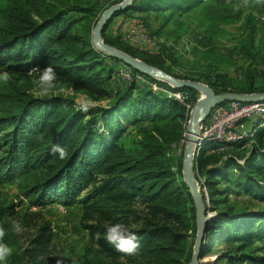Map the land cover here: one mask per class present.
<instances>
[{
  "label": "trees",
  "instance_id": "obj_1",
  "mask_svg": "<svg viewBox=\"0 0 264 264\" xmlns=\"http://www.w3.org/2000/svg\"><path fill=\"white\" fill-rule=\"evenodd\" d=\"M215 1L134 0L128 9L114 13L102 38L175 77L204 82L217 94L264 91V71L257 78L252 65L258 27L250 9L235 7L241 18L237 48L250 61L241 80L218 69L213 75L179 74L178 60L165 41L150 52L105 33L115 16L130 11L146 14L139 19L155 38L164 23L154 27L149 12L164 22L174 12L192 13L206 31L220 28L233 21V5ZM102 10V0L0 2V186L15 185L30 207L81 204L89 241L75 264H188L196 234L195 208L182 178L183 150L176 156L173 148L185 140V125L199 92L144 75L185 94L187 108L136 81L114 88L115 65L123 64L95 49L91 40ZM209 52L206 58L221 56ZM39 83L60 92L34 96L30 90ZM76 94L95 105L76 103ZM103 99L109 102L103 105ZM261 122L252 125L251 137L227 143L223 152L207 154L218 143H205L196 158L195 177L212 213L201 264H264V208L250 211L229 196L235 186L237 195L264 203ZM15 207L0 202V264H69L50 255L53 229L48 221L21 247L10 222ZM120 230L124 232L117 234Z\"/></svg>",
  "mask_w": 264,
  "mask_h": 264
},
{
  "label": "rangeland",
  "instance_id": "obj_2",
  "mask_svg": "<svg viewBox=\"0 0 264 264\" xmlns=\"http://www.w3.org/2000/svg\"><path fill=\"white\" fill-rule=\"evenodd\" d=\"M2 1L4 0H0V2ZM120 1L122 0H102L103 10L113 3ZM227 1L228 3L231 1L233 5V21L228 24H221L220 28H213L212 30L206 31V26H201L192 13L179 14V12H174L172 17L164 22V19L153 18L154 13L149 12L152 15L151 21L154 27H158L160 24L164 23L161 28L162 30L160 31V36L155 38L150 36L149 31L139 19L141 15L143 16L146 14L137 11H130L125 15L115 16L109 23L105 33L107 36L118 38L122 44L148 50L150 52H156L159 49V43L165 41L167 45L172 47L171 52L178 60L175 69L179 74H181V72L189 71L190 73L203 72V74L213 75L214 71L218 69L233 80H241L244 76L245 68L250 61L246 59L237 48L239 37L241 35V30L239 28L241 26V18L239 13L236 12L235 7H244L247 11L250 9L253 12L258 27L256 35L257 51L255 58L252 61L253 67L257 70L256 75L258 78L264 71V0ZM215 2L217 5L224 4L221 0H216ZM209 50L219 51L221 56L215 59L212 58L213 56L206 58L205 54H209ZM115 68L116 69L113 72L112 86L116 89H123L124 86H126V81L122 77V71L124 69L121 68L120 64L117 66L115 65ZM145 86L147 85H142L141 88H145ZM56 92L60 91L48 90L42 83L35 84L30 90V93L34 96L42 97H46L51 93ZM138 94L139 91L135 90L134 96ZM73 98L76 103L87 105L89 108L95 105V102L87 100L83 94H76ZM108 102L109 99H103L101 101L103 105ZM260 117L263 118L264 113ZM258 118L247 119V122H249L248 127L252 128V125H254L256 121H263L261 122V127H264V119ZM188 120L185 125V139L187 136L186 127L188 125ZM129 129H131V127H129ZM184 144L185 140L178 146L174 147L173 155H179L181 149L183 150ZM207 154L210 153L208 152ZM230 188L234 189L231 190L229 195L230 199L233 202H239V206L246 205L250 211L256 208H264V203L255 204V200H253V203L249 197L243 196L242 194L237 195L238 193L236 194V192L238 188L235 186H231ZM85 193L86 190L83 191L81 196L85 195ZM0 202L3 204L11 202L16 204V214L10 219V222L18 235L21 247H26L29 238L36 232L38 226L48 221L51 223L53 229L51 245L49 248L50 255H52V257L60 258L61 262L75 264L83 247L89 241L87 231L82 225L83 210L80 203H74L71 206L54 203L45 207H30L28 202L22 196H19V193L13 184H4L0 186ZM123 232L124 230H120L117 234Z\"/></svg>",
  "mask_w": 264,
  "mask_h": 264
},
{
  "label": "water",
  "instance_id": "obj_3",
  "mask_svg": "<svg viewBox=\"0 0 264 264\" xmlns=\"http://www.w3.org/2000/svg\"><path fill=\"white\" fill-rule=\"evenodd\" d=\"M134 0H122L114 3L103 10L95 23L91 40L95 49L105 54L109 58L121 61L122 64L140 72L143 75L150 76L160 80L175 88H192L199 92L200 96L194 103L191 111L188 125L186 127V139L182 153V178L188 187L191 195L193 206L195 208L196 234L193 245V251L188 264H201V256L205 237L207 233V222L212 217V213L207 211L200 186L197 183L196 173V152L198 148L203 147L197 145V134L199 125L208 116L211 109L221 103L230 101L239 102H264V91L254 93L225 92L217 94L207 84L191 79L178 78L163 69L153 66L129 53L106 43L102 38V30L106 23L113 17L114 13L128 9Z\"/></svg>",
  "mask_w": 264,
  "mask_h": 264
},
{
  "label": "built area",
  "instance_id": "obj_4",
  "mask_svg": "<svg viewBox=\"0 0 264 264\" xmlns=\"http://www.w3.org/2000/svg\"><path fill=\"white\" fill-rule=\"evenodd\" d=\"M122 77L125 81H136L142 85H147L152 91L163 92L175 97L180 102L189 107L187 96L181 92H171L157 82H152L143 74L133 73L132 70L123 64L121 66ZM120 68V69H121ZM264 113V102H239L230 101L225 104L214 106L208 116L201 122L197 134V145L207 142H217L218 145L209 149L207 153H220L226 149L227 143L241 141L252 136V131L247 125V119L258 118ZM200 153V148L196 152V158Z\"/></svg>",
  "mask_w": 264,
  "mask_h": 264
}]
</instances>
